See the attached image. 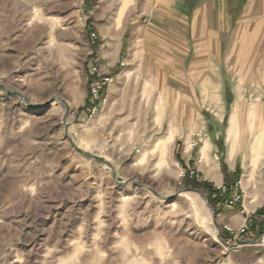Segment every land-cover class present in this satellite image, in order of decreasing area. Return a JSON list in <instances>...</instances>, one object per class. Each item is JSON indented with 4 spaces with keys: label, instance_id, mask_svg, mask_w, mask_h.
<instances>
[{
    "label": "rangeland",
    "instance_id": "obj_1",
    "mask_svg": "<svg viewBox=\"0 0 264 264\" xmlns=\"http://www.w3.org/2000/svg\"><path fill=\"white\" fill-rule=\"evenodd\" d=\"M121 5L0 0V264H264L257 231L223 238L263 208L243 218L242 185V208L217 214L184 183L183 139L161 151L168 127L153 112L138 140L107 93L87 110L100 31ZM130 10L125 24L142 23Z\"/></svg>",
    "mask_w": 264,
    "mask_h": 264
},
{
    "label": "crops",
    "instance_id": "obj_2",
    "mask_svg": "<svg viewBox=\"0 0 264 264\" xmlns=\"http://www.w3.org/2000/svg\"><path fill=\"white\" fill-rule=\"evenodd\" d=\"M134 8L143 22L125 24ZM119 10L120 21L100 31L98 54L113 78L107 100L126 114L129 139L140 137L153 112L152 126L183 139L193 160L184 170L219 186L213 136H224L228 169L242 171L243 218L263 207L264 0H122ZM225 120V130L208 131L209 122Z\"/></svg>",
    "mask_w": 264,
    "mask_h": 264
},
{
    "label": "trees",
    "instance_id": "obj_3",
    "mask_svg": "<svg viewBox=\"0 0 264 264\" xmlns=\"http://www.w3.org/2000/svg\"><path fill=\"white\" fill-rule=\"evenodd\" d=\"M87 110L90 111L91 107H92V102L90 101V98H88L87 100ZM218 124H213V123H209V130L212 134H214L216 132L215 128H217ZM223 130H225L227 128V121H223L221 124ZM213 141L215 142L216 146L219 147V152L218 155L220 157V167L222 169V172L224 174V184H226L227 187V192L226 193H222L220 191H217L215 189V186L209 182H207L206 180L203 181L200 178L196 177V172L194 171L193 174H191L190 172H187L188 174L186 175V178L184 179V183L187 186H191L195 189H199L202 190L204 193L207 194V197L210 201V203L212 204L215 213L222 211V205L223 203H225L226 201L230 200L234 191H237L239 194H241V189H240V185H239V181L241 179L242 176V171L240 169L236 170L235 172H231L225 162V141H224V136H220L218 137V139H216L215 136H213ZM176 156H178V158H180L179 156V152L177 151ZM191 163H193V160L191 161ZM242 203H238L236 206L239 208H242ZM218 214V213H217ZM264 218V206L263 208L259 209L256 211V213L254 215H252L250 217L251 223H250V227L257 231L258 230V224L260 223V221ZM261 231H264V224L261 225ZM231 235H223V238L225 241H227V237H230Z\"/></svg>",
    "mask_w": 264,
    "mask_h": 264
},
{
    "label": "built area",
    "instance_id": "obj_4",
    "mask_svg": "<svg viewBox=\"0 0 264 264\" xmlns=\"http://www.w3.org/2000/svg\"><path fill=\"white\" fill-rule=\"evenodd\" d=\"M92 38L96 39V34L93 33L91 35ZM100 61L96 60L93 63V66L90 69V75H91V80H90V89H89V98L90 101L92 102V107L90 109V113L93 111L94 113L97 111V106L99 103H101V101H105L104 100V95L107 92V90L109 89V87H111V84L113 83V78L106 75L104 72H102L101 70V66H100ZM194 172L191 171V174H193ZM240 185V183H239ZM215 189L217 191H220L222 193H226L227 192V187L226 185H219V186H215ZM235 193H233L232 197L230 200L226 201L225 203H223L222 205V209L224 211H230L233 210L234 207H236V205L238 203H240L242 201V196L241 194H239L237 191H234ZM243 213H245L243 211ZM250 217L245 219L244 223L240 226L241 228L238 229V231H232V229L225 227L230 233L231 236H234V239H237L241 236V234H245L244 236L249 237V233H251L250 230ZM258 232V230H257ZM257 237H258V233H257ZM256 237V238H257ZM255 238V239H256ZM257 242H261L264 245V231L260 232V235L258 237Z\"/></svg>",
    "mask_w": 264,
    "mask_h": 264
},
{
    "label": "water",
    "instance_id": "obj_5",
    "mask_svg": "<svg viewBox=\"0 0 264 264\" xmlns=\"http://www.w3.org/2000/svg\"><path fill=\"white\" fill-rule=\"evenodd\" d=\"M2 89H5L4 88V86H0ZM5 90H7V89H5ZM8 92H10L9 90H7ZM69 112V108L67 109V113ZM74 147L76 148V150L81 154V155H83V156H86V157H90L91 159H94V160H97V161H100V162H105V163H107L108 165H109V167L110 168H112L111 167V165L104 159V158H100V157H98V156H95V155H92V154H90L89 152L87 153V152H85V151H83V150H81V149H79L76 145H74ZM114 178H116V174L114 173ZM262 224H264V218H263V220L262 221H260V223L258 224V237H259V235H260V232H261V225ZM216 231H217V233H218V235H217V237H218V239L221 241V240H223L222 239V231H221V228H219V227H216ZM258 237L256 238V239H252V240H250V242L251 243H256L257 242V240H258Z\"/></svg>",
    "mask_w": 264,
    "mask_h": 264
},
{
    "label": "bare ground",
    "instance_id": "obj_6",
    "mask_svg": "<svg viewBox=\"0 0 264 264\" xmlns=\"http://www.w3.org/2000/svg\"><path fill=\"white\" fill-rule=\"evenodd\" d=\"M128 2L125 3V5L127 4ZM119 21H120V18H119ZM162 116V115H161ZM143 118V117H142ZM232 130H233V126H232V129H231V133H232ZM174 136L175 134L171 131L167 134L166 137H164L163 139L160 140V147H161V151L164 153L166 151H168L169 147L173 144V141H174ZM214 230V229H213ZM216 232V230H215Z\"/></svg>",
    "mask_w": 264,
    "mask_h": 264
}]
</instances>
